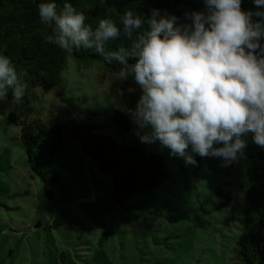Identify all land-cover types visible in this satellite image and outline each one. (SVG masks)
Segmentation results:
<instances>
[{
	"label": "rangeland",
	"instance_id": "rangeland-1",
	"mask_svg": "<svg viewBox=\"0 0 264 264\" xmlns=\"http://www.w3.org/2000/svg\"><path fill=\"white\" fill-rule=\"evenodd\" d=\"M140 95L132 77L121 81L101 66L78 67L70 57L55 91L36 89L20 103H0V264H61L62 253L74 264H238L234 248L249 187L245 161L238 155L224 167L221 158L195 156L197 164L186 165L159 142L141 143L126 111ZM64 107L77 123L97 127L121 146L161 155L169 180L115 204L113 177L101 173L75 139L57 152L62 185L47 198L28 165L21 124L58 120ZM105 112H122L131 132L121 134Z\"/></svg>",
	"mask_w": 264,
	"mask_h": 264
},
{
	"label": "clouds",
	"instance_id": "clouds-1",
	"mask_svg": "<svg viewBox=\"0 0 264 264\" xmlns=\"http://www.w3.org/2000/svg\"><path fill=\"white\" fill-rule=\"evenodd\" d=\"M203 2L206 12L185 13L190 23L159 9L147 19L129 9L119 24L103 18L93 28L67 0L61 9L57 0H42L38 15L45 43L68 53L92 49L121 65L116 79H134L141 95L126 111L141 143L159 142L186 165L199 156L221 158L227 167L246 147L243 136L251 133L264 148V19H253L264 11H244L242 0ZM253 3L264 8V0ZM117 40L127 43L106 50ZM27 75L0 54V103L9 93L22 102Z\"/></svg>",
	"mask_w": 264,
	"mask_h": 264
},
{
	"label": "trees",
	"instance_id": "trees-1",
	"mask_svg": "<svg viewBox=\"0 0 264 264\" xmlns=\"http://www.w3.org/2000/svg\"><path fill=\"white\" fill-rule=\"evenodd\" d=\"M42 0H0V54L11 58L18 71H26L24 77L29 92L41 89L51 93L63 82V73L68 58L78 67L101 66L105 72L115 74L121 65L104 61L92 49L64 52L44 41V25L38 15V5ZM65 0H57L61 9ZM85 14L86 23L95 28L99 19L112 18L117 24L126 10L147 19L152 9H159L161 15L178 17V23H190L185 13L206 12L203 0H67ZM244 11H264L257 8L253 0H242ZM253 19H264L253 17ZM123 40L110 41L106 50H114ZM264 44V39L261 40ZM132 62L131 59L129 61ZM8 101H13L9 93ZM74 109L77 106L72 105ZM82 113L90 112L78 109ZM59 119L44 121L40 118L21 124L23 145L27 152L28 165L43 183L45 196L55 198L56 190L62 185V178L56 167V155L66 141L79 139L84 152L97 165L99 171L113 177L115 204L134 199L142 193L158 189L169 180L161 155L148 153L138 146L119 145L111 136L96 133L97 127L77 123L71 112L64 107L59 111ZM103 116L118 131L126 135L131 132V124L122 112ZM14 116H11L13 119ZM246 147L238 155L246 163L249 187L246 191V208L241 218L240 234L234 248L238 264H264V148L257 146L249 133L243 136ZM61 264H74L69 253H62Z\"/></svg>",
	"mask_w": 264,
	"mask_h": 264
}]
</instances>
